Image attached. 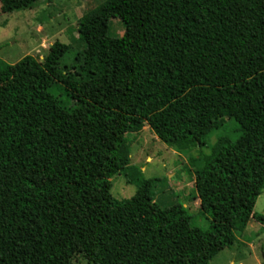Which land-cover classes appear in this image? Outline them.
<instances>
[{
    "label": "trees",
    "instance_id": "trees-1",
    "mask_svg": "<svg viewBox=\"0 0 264 264\" xmlns=\"http://www.w3.org/2000/svg\"><path fill=\"white\" fill-rule=\"evenodd\" d=\"M38 1L0 0V12ZM77 34L79 50L56 41L42 60L0 69V264H55L71 243L87 264H209L250 220L264 224L253 213L264 189V0H105ZM226 119L239 137L190 155L207 230L186 206L158 204L161 179L140 169L125 173L135 195H111L106 152L122 136L148 126L190 154ZM50 186L61 216L47 223Z\"/></svg>",
    "mask_w": 264,
    "mask_h": 264
},
{
    "label": "rangeland",
    "instance_id": "rangeland-1",
    "mask_svg": "<svg viewBox=\"0 0 264 264\" xmlns=\"http://www.w3.org/2000/svg\"><path fill=\"white\" fill-rule=\"evenodd\" d=\"M105 0H39L28 8L8 14L0 12V69L14 64L26 55L42 60L49 47L56 41L67 44L75 51L81 49L78 41L77 22L91 9ZM110 34L121 36L124 25L118 19H110ZM50 90L67 102L61 88ZM236 122L226 119L223 127L212 130L199 148L190 154H178L159 141L145 126L139 133H128L116 141L106 152L107 177L111 181V195L124 200L135 195L137 187L127 184L125 173L130 168L140 169L144 178L161 179L153 189L154 200L162 205L180 203L187 207L193 225L207 230L210 216L202 214L194 188L193 169L199 166L191 156L209 153L219 137L236 140L240 133ZM191 155V156H190ZM190 157V158H189ZM193 164V165H192ZM42 216L49 223L61 216L60 194L56 186L40 191ZM253 213L264 217V189L257 198ZM236 241L221 250L209 264H264V224L255 220ZM55 264H87V260L71 243Z\"/></svg>",
    "mask_w": 264,
    "mask_h": 264
}]
</instances>
